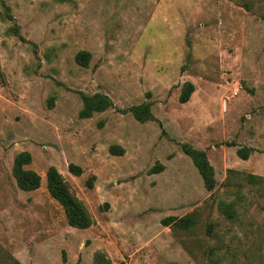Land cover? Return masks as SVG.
Listing matches in <instances>:
<instances>
[{
	"label": "rangeland",
	"instance_id": "1",
	"mask_svg": "<svg viewBox=\"0 0 264 264\" xmlns=\"http://www.w3.org/2000/svg\"><path fill=\"white\" fill-rule=\"evenodd\" d=\"M0 69V264H264V0H0ZM97 93L114 107L80 118ZM143 105L155 120L129 111ZM184 144L207 153L212 191ZM25 151L36 191L13 176ZM52 166L89 229L48 192Z\"/></svg>",
	"mask_w": 264,
	"mask_h": 264
},
{
	"label": "trees",
	"instance_id": "2",
	"mask_svg": "<svg viewBox=\"0 0 264 264\" xmlns=\"http://www.w3.org/2000/svg\"><path fill=\"white\" fill-rule=\"evenodd\" d=\"M91 57L92 54L90 52L80 51L76 55V61L81 66L88 67ZM194 91V84L187 82L183 87L180 102L182 104L188 103ZM82 101L83 108L79 113L82 119L92 118L95 113H103L114 107L113 100L108 95L102 93H97L92 96L82 94ZM129 111L133 114L134 118L141 123L155 120V117L151 113L150 105L133 106ZM183 151L193 160V163L204 180L207 190L212 191L215 189L217 185L215 171L210 164L207 153L202 150H197L189 144L183 145ZM252 151V148L239 149L237 155L242 160H248ZM110 152L116 156H123L125 150L118 146H111ZM32 160V155L27 151L21 152L15 157L13 176L18 187L23 191H36L41 188V175L27 168V166L32 163ZM163 170L164 166H155L150 170V174H157ZM69 171L77 177L83 174V168L76 164H70ZM251 178L256 179L255 177ZM46 179L48 192L51 197L63 207L69 226L79 230L89 229L94 223L89 210L71 193L62 174L56 167L52 166L48 169ZM87 185L93 187L91 181H88ZM163 224L165 226L175 225L182 229H190L195 226L196 222L191 218L178 219L177 217L171 216L165 219ZM96 264H105L104 261L99 258V255L96 256Z\"/></svg>",
	"mask_w": 264,
	"mask_h": 264
}]
</instances>
